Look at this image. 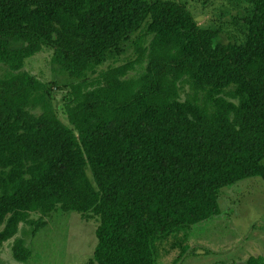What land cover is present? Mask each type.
Here are the masks:
<instances>
[{"label":"trees","instance_id":"1","mask_svg":"<svg viewBox=\"0 0 264 264\" xmlns=\"http://www.w3.org/2000/svg\"><path fill=\"white\" fill-rule=\"evenodd\" d=\"M228 2L239 38L222 43L173 0H0V245L59 208L97 219L95 264H154L218 214L220 187L264 178V0ZM43 47L71 80L68 125L21 70Z\"/></svg>","mask_w":264,"mask_h":264},{"label":"rangeland","instance_id":"2","mask_svg":"<svg viewBox=\"0 0 264 264\" xmlns=\"http://www.w3.org/2000/svg\"><path fill=\"white\" fill-rule=\"evenodd\" d=\"M173 1L183 4L198 26L216 29L217 41L226 43L239 38L234 16L241 11L229 0ZM125 48L121 59L131 57L130 45L126 44ZM50 57L51 48L43 47L25 59L21 70L47 85L53 111L68 125L62 100L71 80L50 62ZM6 71L0 63V75ZM135 73L136 70L129 72ZM28 109L34 114L40 111L37 107ZM217 205L218 214L191 225L185 237L169 236L155 245L154 264H245L249 255L260 254L264 258V178L246 177L220 187ZM28 218L35 223H18L16 232L1 243L0 264H95L91 258L95 216L86 218L79 212L55 208L47 214L30 212ZM14 238L22 239L29 250L24 262H17L11 256Z\"/></svg>","mask_w":264,"mask_h":264}]
</instances>
